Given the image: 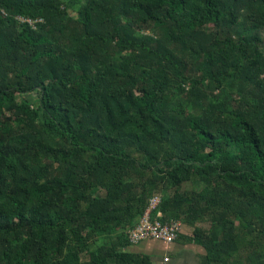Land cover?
Instances as JSON below:
<instances>
[{"label": "trees", "instance_id": "16d2710c", "mask_svg": "<svg viewBox=\"0 0 264 264\" xmlns=\"http://www.w3.org/2000/svg\"><path fill=\"white\" fill-rule=\"evenodd\" d=\"M261 30L264 0H0V264H157L158 194L204 264H264Z\"/></svg>", "mask_w": 264, "mask_h": 264}, {"label": "built area", "instance_id": "2783aa9c", "mask_svg": "<svg viewBox=\"0 0 264 264\" xmlns=\"http://www.w3.org/2000/svg\"><path fill=\"white\" fill-rule=\"evenodd\" d=\"M20 19L33 23L30 18L20 17ZM162 203L163 196L161 194L155 195L150 200L140 223L129 231V238L133 245H139L152 239L169 244L179 240L184 232L185 224L181 220L163 221L164 213L160 210ZM169 261L170 258H165V263Z\"/></svg>", "mask_w": 264, "mask_h": 264}, {"label": "crops", "instance_id": "0c3cea01", "mask_svg": "<svg viewBox=\"0 0 264 264\" xmlns=\"http://www.w3.org/2000/svg\"><path fill=\"white\" fill-rule=\"evenodd\" d=\"M194 235V228L185 224L181 237L175 243L169 244L161 240H147L129 248L130 251L148 254L157 264H204L206 250L195 242L189 241ZM165 258L170 261L165 263Z\"/></svg>", "mask_w": 264, "mask_h": 264}, {"label": "rangeland", "instance_id": "374dc122", "mask_svg": "<svg viewBox=\"0 0 264 264\" xmlns=\"http://www.w3.org/2000/svg\"><path fill=\"white\" fill-rule=\"evenodd\" d=\"M258 35L264 40V30L259 31ZM34 96H36V95H34V94L29 95V97L31 99H33ZM193 188H194V185H191V184L188 185V186H186V189L192 190ZM183 223H184V221H183ZM198 225L201 226V227H203V228H207V229L211 227V223L209 221H206V222L205 221H199L198 222Z\"/></svg>", "mask_w": 264, "mask_h": 264}]
</instances>
